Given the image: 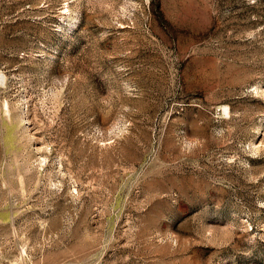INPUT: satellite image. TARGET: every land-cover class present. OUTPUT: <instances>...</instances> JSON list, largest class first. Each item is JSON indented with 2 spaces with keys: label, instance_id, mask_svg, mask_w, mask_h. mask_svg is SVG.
Returning <instances> with one entry per match:
<instances>
[{
  "label": "rangeland",
  "instance_id": "rangeland-1",
  "mask_svg": "<svg viewBox=\"0 0 264 264\" xmlns=\"http://www.w3.org/2000/svg\"><path fill=\"white\" fill-rule=\"evenodd\" d=\"M0 264H264V0H0Z\"/></svg>",
  "mask_w": 264,
  "mask_h": 264
}]
</instances>
